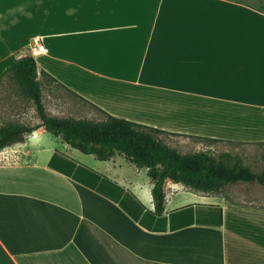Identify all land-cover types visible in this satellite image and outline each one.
I'll return each instance as SVG.
<instances>
[{
    "label": "crops",
    "instance_id": "1",
    "mask_svg": "<svg viewBox=\"0 0 264 264\" xmlns=\"http://www.w3.org/2000/svg\"><path fill=\"white\" fill-rule=\"evenodd\" d=\"M35 41L48 115L77 118L53 84L183 154L255 148L264 170V0H0V124L41 123L6 73ZM229 186L166 180L158 216L146 168L39 126L0 150V264H264V187Z\"/></svg>",
    "mask_w": 264,
    "mask_h": 264
},
{
    "label": "trees",
    "instance_id": "2",
    "mask_svg": "<svg viewBox=\"0 0 264 264\" xmlns=\"http://www.w3.org/2000/svg\"><path fill=\"white\" fill-rule=\"evenodd\" d=\"M36 70V62L32 56L26 55L6 71L17 86L19 95L34 104L41 123L32 127L19 122L0 124V150L23 141L25 135L43 126L51 135L61 137L71 147L92 154L98 160L123 155L135 167L147 169L153 184L154 214L158 216L164 211L166 180L181 183L193 191L212 193L237 182H256L264 187V170L254 172L229 153H221L217 157L205 151L183 154L161 141L160 135L165 132L159 129L115 117L102 110L100 120L48 115ZM41 74L46 76L45 72Z\"/></svg>",
    "mask_w": 264,
    "mask_h": 264
},
{
    "label": "rangeland",
    "instance_id": "3",
    "mask_svg": "<svg viewBox=\"0 0 264 264\" xmlns=\"http://www.w3.org/2000/svg\"><path fill=\"white\" fill-rule=\"evenodd\" d=\"M43 97L46 99V101H51L53 100L52 98L55 99H61L65 100L66 98H69V103L73 104V110H69L68 113H65V115L68 114V116H74L77 118H87V119H93V120H99L101 119L100 113L95 110L93 107L90 105L86 104L83 102L81 99H78L73 96L67 95L66 91L63 90L62 88L56 86V85H51L47 84L45 87H43ZM6 105V86L4 87L3 85H0V123L2 121H5V114L3 112V108ZM202 147L205 149V152L210 153L211 155L217 157L221 153H229L231 156L238 158L243 165L250 166L254 168V172H260V165L258 163V158H257V150L255 148H249V147H244L241 145H234L230 143H219V144H204L203 143ZM192 150H194L192 148ZM212 150V151H211ZM191 151V150H187ZM256 151V153H255ZM231 186H225L221 192L223 193H231L232 191L230 190ZM243 186L238 187L239 188V193L241 194ZM232 188V187H231Z\"/></svg>",
    "mask_w": 264,
    "mask_h": 264
},
{
    "label": "built area",
    "instance_id": "4",
    "mask_svg": "<svg viewBox=\"0 0 264 264\" xmlns=\"http://www.w3.org/2000/svg\"><path fill=\"white\" fill-rule=\"evenodd\" d=\"M46 52V47L40 41H35L28 46L27 55L35 56Z\"/></svg>",
    "mask_w": 264,
    "mask_h": 264
}]
</instances>
